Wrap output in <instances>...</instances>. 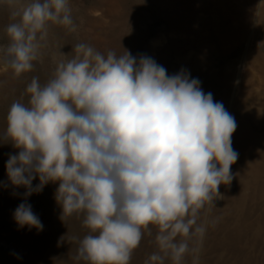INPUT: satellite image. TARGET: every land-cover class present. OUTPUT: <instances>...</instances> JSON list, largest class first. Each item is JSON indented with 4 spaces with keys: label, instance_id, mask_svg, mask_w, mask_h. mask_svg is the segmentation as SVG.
I'll list each match as a JSON object with an SVG mask.
<instances>
[{
    "label": "clouds",
    "instance_id": "clouds-1",
    "mask_svg": "<svg viewBox=\"0 0 264 264\" xmlns=\"http://www.w3.org/2000/svg\"><path fill=\"white\" fill-rule=\"evenodd\" d=\"M7 4L14 22L0 52L16 76L33 69L50 23L77 30L69 0ZM74 51L46 84L32 78L27 105L15 101L8 110L0 142L19 151L9 154L6 173L13 187L26 189L13 219L42 231L27 197L58 182L60 219L82 215L90 230L79 241L77 260L130 264L144 231L151 235L149 225H156L162 254L145 264L169 257L183 264L189 252L199 264L206 225L197 221L206 205L223 199L219 186L230 185L238 159L235 118L183 69L169 75L151 57L128 50L105 56L81 43Z\"/></svg>",
    "mask_w": 264,
    "mask_h": 264
},
{
    "label": "rangeland",
    "instance_id": "rangeland-1",
    "mask_svg": "<svg viewBox=\"0 0 264 264\" xmlns=\"http://www.w3.org/2000/svg\"><path fill=\"white\" fill-rule=\"evenodd\" d=\"M69 4L77 30L50 23L31 71L16 76L0 52V135L6 131L12 103L28 104L26 88L32 78L46 84L58 62L75 56L77 44L105 56L110 50L146 55L169 75L183 69L199 79L202 90L212 93L237 124L231 137L238 153L230 168L233 179L230 185L219 186L223 199L206 205L197 221L206 225L199 264H264V0H69ZM13 22L7 0H0V47L10 43L6 29ZM18 151L10 142H0V264H87L76 256L79 241L90 230L82 215L60 219L58 182L27 197L42 231L20 228L13 219L26 189L11 185L5 164L9 154ZM32 183L38 184L39 178ZM149 227L151 235L144 231L130 264H145L153 253H160L158 226ZM195 240L189 241L190 248ZM164 264H172L170 257ZM183 264H193V253L185 255Z\"/></svg>",
    "mask_w": 264,
    "mask_h": 264
}]
</instances>
